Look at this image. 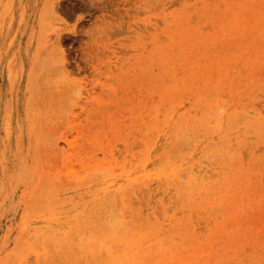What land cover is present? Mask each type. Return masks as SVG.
<instances>
[{"label":"rangeland","instance_id":"rangeland-1","mask_svg":"<svg viewBox=\"0 0 264 264\" xmlns=\"http://www.w3.org/2000/svg\"><path fill=\"white\" fill-rule=\"evenodd\" d=\"M129 257L264 264V0H0V264Z\"/></svg>","mask_w":264,"mask_h":264},{"label":"bare ground","instance_id":"bare-ground-1","mask_svg":"<svg viewBox=\"0 0 264 264\" xmlns=\"http://www.w3.org/2000/svg\"><path fill=\"white\" fill-rule=\"evenodd\" d=\"M117 250H118V249H117ZM127 254H128V253H127ZM119 256H120V255H119ZM133 256H136V255H133ZM131 257H132V255H131ZM136 257H137V256H136ZM136 257H135V258H130V257H129L130 259H132V260H129L130 263H131V261L133 262V264L138 263V262L135 261V260H137ZM130 263H129V264H130Z\"/></svg>","mask_w":264,"mask_h":264}]
</instances>
